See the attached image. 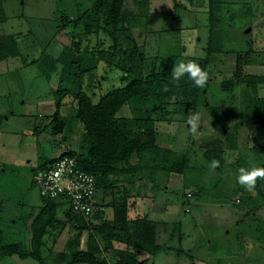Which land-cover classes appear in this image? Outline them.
<instances>
[{"label":"rangeland","instance_id":"1","mask_svg":"<svg viewBox=\"0 0 264 264\" xmlns=\"http://www.w3.org/2000/svg\"><path fill=\"white\" fill-rule=\"evenodd\" d=\"M99 1L9 0L4 6L6 18L10 19L5 27L0 23V34L10 31V22L16 20L18 12L23 14V22L18 23H23L26 30L30 24L40 25L42 21L49 27L56 20L58 28L64 25L65 18L70 17V22L63 39L62 34L53 38L46 34V29L32 28L38 35L31 37V44L25 48V41L15 36L24 51L26 67L19 57L0 62V241L21 243L25 250L33 251L31 225L42 199L39 188L33 184V174L36 166L63 150L79 149L83 132L74 116L72 95L80 85L79 79L96 103L108 90L126 83L123 79L132 68L129 66L133 58L140 59L133 68L136 75L141 70V79L145 81L152 74L167 77L178 63L194 61L209 75L208 83L201 88L202 95L194 103L198 104L195 109L190 106L192 99L165 97L145 85L144 94L130 100L118 114L129 123L151 118L156 143L187 157L183 173L146 168L123 175L128 182L122 183L120 177L109 175L96 196L100 209L108 207L101 210L103 219L94 220L95 214L90 228L80 232L79 243L70 244L78 236V229L68 219L65 207L56 208L55 221L43 237L41 255L46 264H62L57 262L58 255H67L77 246L86 248L91 234L101 245H107L112 227L108 222L113 219V205L117 201L127 204L126 222L135 226L132 223L143 217L155 221L172 217L166 200L173 199L176 245L181 232L182 249L201 245V252L216 250L217 255L211 258L215 264H264V180L258 179L255 191L248 192L237 179L240 167L264 166V129L239 122L240 118L233 113L221 115L237 137L238 147L232 149L225 131L206 110V105L245 110L242 75L264 73V0H125L115 24H106L103 14L92 12ZM76 21L78 26L74 27ZM100 54L104 59L98 62L96 72L82 73L83 67L95 64ZM72 59H77V63ZM251 64L257 67H250ZM59 83L63 94L54 91ZM257 90L255 98L264 100V84L258 85ZM62 95L65 106L59 110L56 103H61L58 98ZM57 110L62 117L58 120ZM193 113L201 117L195 134L187 125ZM237 122L240 126L235 129ZM214 140L225 148L223 161L215 169L206 160L202 145L203 141ZM140 160L134 154L121 167L138 164ZM158 178L160 184H154ZM131 201L132 209L128 205ZM196 201L200 205L195 206ZM136 205L140 210L133 211ZM116 230L111 238L127 242L125 232L119 226ZM158 238L162 237L158 236L157 241ZM101 254L113 263L110 250ZM0 264L39 263L30 256L9 255L0 256ZM206 264L213 263L210 260Z\"/></svg>","mask_w":264,"mask_h":264},{"label":"trees","instance_id":"2","mask_svg":"<svg viewBox=\"0 0 264 264\" xmlns=\"http://www.w3.org/2000/svg\"><path fill=\"white\" fill-rule=\"evenodd\" d=\"M124 1L125 0H100L98 5H95L92 12L103 14L106 24H115L122 15ZM136 1L139 2L140 0ZM5 20L4 0H0V23H3ZM65 22L63 26H60L56 30L53 38H57V36L62 34L61 39H63L64 30L67 23L70 22V17L65 18ZM78 22L79 21L73 23V26L77 27ZM77 47L78 46H76V50ZM43 52L45 53L47 51L44 50ZM210 53L212 52H208V54ZM101 55L102 54H100V57L98 56L97 62H95V64L93 63L91 67L85 65L82 69V73L91 75L96 72L99 66L98 62L104 59ZM46 56L47 55H44V58H49ZM239 56L240 55L237 57L236 64L238 74L241 72V59ZM16 57L22 59L24 65H27L24 60L25 57H23V52L20 50L15 37L10 34H0V62H9ZM142 57L143 56H141V58ZM209 58L208 55L207 59ZM134 59L136 58L131 60L132 66H129L132 68L126 72L127 76L123 79L126 83L123 86H116L108 90L105 94L101 95L96 103L93 102L91 97L85 92L84 84H81V79H79L80 85L72 92L75 98L74 116L82 126L83 138L81 143H79L78 150H64L61 155L70 154L79 157L81 166L86 171L95 175L98 193L109 175H132L144 168L156 171H167L169 173H183L188 164V159L184 154L162 147L156 143V128L151 118L144 120L136 119L129 123L126 119L118 117V114L122 107L130 100L142 96L147 87L150 89L153 88V93L157 91L156 94H161L165 97L172 95L179 96L180 98L185 97L192 99L190 106L195 109L198 104L194 103L198 101L199 97L202 95L201 88H197L194 82L188 78L187 74L179 81L173 80L171 74L167 77L152 74L149 75L148 80L145 81L141 79V70H139V74L136 75V69H134L133 66H136L140 59L137 61H134ZM72 60L74 63H77V59ZM169 61L171 64L170 59ZM43 63H46L45 60ZM46 66L48 69L51 67V65ZM242 78L244 80V87L242 89L244 99L242 103L246 104V108L243 112H239L238 107L230 108L228 106L206 105V110L212 119L215 123L220 124L222 130L225 131L224 134L229 142V148L232 149L238 147L237 137L233 131L227 128L225 125L226 121L220 118L221 115L233 113L238 115L240 118L239 122L256 124L264 129V100L255 98L258 85L264 84V75H242ZM54 91L56 94H63L64 92L62 87H60V83L59 87ZM62 98H64L63 95L58 98V102L60 101L61 103H56L59 110L65 106V101L62 102ZM60 114L61 112L57 110L55 112V119H61L62 117ZM59 122L62 121L60 120ZM239 122L235 124V129L239 128ZM202 145L205 149L204 156L207 161L212 162L216 160L219 161V163L223 161L225 148L222 147L218 140L203 141ZM134 154L140 157L141 162L134 165L131 164L126 168L121 167V163L130 161ZM53 159L54 158L46 160L36 167H42ZM58 207H65L64 211L66 215L70 217L68 219L71 220L72 225L75 226L79 232L78 236L75 237L70 244L79 243L80 234L90 228L89 225L91 222H87L84 217L74 213L70 207L64 206L61 201L42 197L40 211L31 225L33 251L28 252L21 243L6 244L0 241V256L18 255L21 258L30 256L39 264H46L41 255L40 248L47 228L55 221V210ZM103 209L104 208H101L97 211L94 220L103 219ZM127 209L128 206L126 203H121L120 201L114 203L113 219L108 222L112 227L109 229V238H107L109 242L107 245H101L99 239L91 234L87 238L86 248H78L77 246L74 251L67 255L65 253H60L57 262H62V264H111L107 258L102 257L101 254L104 251L110 250L115 259L112 264H138L136 256L133 253L128 250H120L113 247V238H111V236L117 231L116 228L118 226L125 232L129 243H133L135 246L147 250L149 254L156 253L158 250V246L155 244L156 224L143 217L132 223L135 226L131 225V223L126 222ZM130 231L133 233L130 234ZM179 234L180 237H182L181 232H179Z\"/></svg>","mask_w":264,"mask_h":264},{"label":"crops","instance_id":"3","mask_svg":"<svg viewBox=\"0 0 264 264\" xmlns=\"http://www.w3.org/2000/svg\"><path fill=\"white\" fill-rule=\"evenodd\" d=\"M9 1V0H8ZM6 0H4V6L7 5ZM5 10V9H4ZM6 13V11H5ZM23 14L19 13L15 15L16 20L13 22H10V31H6L7 33L5 34H10L15 36H19L21 37L24 41H25V48L26 45H30L31 44V37L34 38L36 37V35H38L36 32L33 33L32 28L36 29V28H42V29H46L47 30V35L48 34H52L51 37L54 36L56 30L58 29L57 27V22L56 20L53 22V24H50L49 27L47 25H45V23L42 21L41 23H39L40 25H29L28 26V30H26L25 28H22L23 23H18L20 21L23 20ZM8 19H10L9 17L6 18V20L3 22V25L8 21ZM25 19V18H24ZM28 23H30L27 19H25ZM23 22V21H22ZM6 25V24H5ZM4 25V27H5ZM28 25V24H27ZM5 30V28H4ZM29 32V34L24 35V32ZM49 38V37H48ZM19 44V40L18 38H15ZM43 39V38H42ZM53 39V38H52ZM44 40H48L47 38ZM40 44V39L38 38L37 40ZM33 43V42H32ZM22 51V50H21ZM24 52V51H22ZM250 67H257L256 64H251L249 65ZM26 67V65H25ZM256 75H264V73H258V72H254ZM253 74V75H255ZM263 86L262 84H259V86ZM64 133H60L61 136H63ZM64 146V144H63ZM74 149V148H73ZM64 151V150H63ZM62 151V152H63ZM56 157V156H54ZM146 169V168H144ZM140 171V170H139ZM137 173V172H135ZM159 174V172L157 173ZM160 175V174H159ZM158 175V176H159ZM121 176H116V177H120L119 181L122 182H128L126 179H124V177ZM135 177V176H134ZM160 178L156 179L154 184H160ZM173 198H175L174 196H172ZM135 200V199H133ZM156 201V200H155ZM134 201L128 202L129 208L132 209V204ZM166 203L170 205L171 208V214L173 215L172 217L168 218V219H160V220H153L150 219L151 221H155L158 222L156 225V238H155V244L158 246V250L156 253L154 254H149V252L143 248H140L138 246H135L133 243H129L128 239H126L127 242H120L119 239L117 238H113L112 239V245L115 249H120V250H128L129 252L133 253L136 256V259L138 261V264H206L207 262H211L213 264H215V261H213V256L217 255L216 250L215 251H211V249L209 251H203L201 252L200 249L202 248V246H194L191 249H182L181 248V243H182V237H180L179 234V243L176 245V220H174L175 216H176V211L175 210V203L176 200L171 199V201L169 199L166 200ZM196 205H200L199 201H196L195 204ZM104 210L106 211V208L108 209L107 206H103ZM112 208V207H110ZM140 210L137 205L135 206V209L133 211H138ZM196 211V209H194ZM189 212V211H188ZM170 213V211H169ZM132 212L129 213V216L127 217L128 220H130V216H131ZM151 214V213H150ZM202 215V213H200V216ZM168 217V216H167ZM112 220V219H110ZM149 220V219H148ZM162 237V238H158L157 241V237ZM162 239V240H161ZM180 247V248H179ZM225 251H228V249H224ZM111 256H112V252L110 251ZM218 257V256H217ZM113 262L115 261V259L113 258ZM206 262V263H205Z\"/></svg>","mask_w":264,"mask_h":264},{"label":"built area","instance_id":"4","mask_svg":"<svg viewBox=\"0 0 264 264\" xmlns=\"http://www.w3.org/2000/svg\"><path fill=\"white\" fill-rule=\"evenodd\" d=\"M60 153L33 174V184L42 197L61 201L64 206L91 222L100 210L94 174L86 171L77 155Z\"/></svg>","mask_w":264,"mask_h":264},{"label":"clouds","instance_id":"5","mask_svg":"<svg viewBox=\"0 0 264 264\" xmlns=\"http://www.w3.org/2000/svg\"><path fill=\"white\" fill-rule=\"evenodd\" d=\"M187 74L188 78L194 82L197 88H204L209 80L208 72L201 68L194 61L180 62L171 71L173 80L179 81ZM201 117L199 113H193L187 120L189 131L192 134L197 132L200 125ZM213 169L219 166V161L213 160L210 165ZM238 183L248 192H254L258 179L264 180V166H255L249 168L240 167L238 170Z\"/></svg>","mask_w":264,"mask_h":264}]
</instances>
